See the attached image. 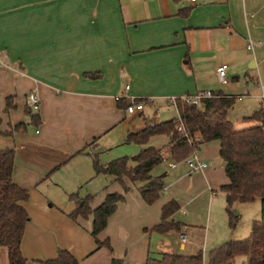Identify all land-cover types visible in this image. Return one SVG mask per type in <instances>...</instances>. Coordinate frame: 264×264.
I'll return each instance as SVG.
<instances>
[{
	"label": "crops",
	"instance_id": "crops-1",
	"mask_svg": "<svg viewBox=\"0 0 264 264\" xmlns=\"http://www.w3.org/2000/svg\"><path fill=\"white\" fill-rule=\"evenodd\" d=\"M247 40L250 48H246ZM219 63L226 65V83L215 78ZM261 88L264 0H0V148L14 149L11 178L28 191L22 202L28 219L19 244L26 264L54 257L58 248L67 249L77 264H92L96 255L100 264H108L111 256L121 264H144L148 255L200 249L187 234L202 222L208 224L215 197L209 170L200 173L204 177L200 186L186 187L185 197L172 193L159 205L160 209L167 199L178 204L167 217L182 224L177 235L150 230L159 220V211L152 219L146 217L148 221L143 215L146 205L155 200L145 203L138 186H128L97 233L99 239L108 238L109 250L95 247L89 233L90 215L75 220L67 215L75 206V202L69 204L68 194L94 176L105 175L93 174L90 155L77 150L91 143L86 150L98 152L99 161L106 162L100 150L108 148L113 138L126 143L125 133L141 128L146 119L166 118L158 112L162 107L175 111L174 98L219 90L234 100L244 99L254 110L263 101ZM29 90L39 100L33 110L37 122L3 135L13 123L28 122L23 98ZM7 96L13 106L5 110ZM130 98L141 99L142 106L128 113L118 100ZM175 116L176 111L170 118ZM157 135L163 134L151 135L138 145L162 146L168 139L165 135L160 145L147 144ZM170 161L162 160L148 171L164 173L161 191L169 187L165 180L171 184L192 173L182 159L173 166ZM48 185L59 186L66 202L59 206L47 202L48 195L39 186ZM94 199L92 207L101 201ZM135 212L141 229L136 234L117 224L137 216ZM111 224L122 232L119 253L113 250L106 230ZM179 234H184V241ZM6 262L5 250L0 248V264Z\"/></svg>",
	"mask_w": 264,
	"mask_h": 264
},
{
	"label": "trees",
	"instance_id": "trees-1",
	"mask_svg": "<svg viewBox=\"0 0 264 264\" xmlns=\"http://www.w3.org/2000/svg\"><path fill=\"white\" fill-rule=\"evenodd\" d=\"M91 75L90 73H86ZM209 96L199 97L191 103L183 97L173 99L176 116L164 120L146 119L141 128L128 131L124 142L143 144L154 134L167 136V141L160 147L143 146L132 155H122L106 162H100L98 152L80 148L77 152H85L91 157L93 174L111 176V181L120 184L125 192L129 183L142 182L138 193L145 203H151L159 197L164 173L150 175L148 171L162 160L179 161L190 152H195L202 143L217 141V154L226 177V181L218 188L224 193L227 223L232 227L235 216L230 212L235 202H248L259 198V217L250 222L249 233L242 239H228L207 251L206 264H235V257L242 255L244 264H264V100L242 121H250L249 125L234 128L227 117L228 109L234 98L219 90H210ZM188 96V95H186ZM134 98V101H140ZM129 101L118 105L125 107ZM9 96L5 97L4 109L12 107ZM28 122L18 121L2 131L10 136L14 131L24 129L27 123H36L37 114L25 105ZM181 127L175 129V123ZM14 159L12 147L0 148V246L4 247L7 264H26L19 244L23 227L28 214L22 205L28 198V191L12 181L11 169ZM105 189V187H104ZM94 194L87 193L82 197L71 192L68 197L75 201V206L67 215L72 219L87 218L89 215V233L93 237L95 247L104 246L111 249L108 238L99 239L97 233L104 228L108 216L114 211L117 201L123 194L107 191L101 201L90 206ZM178 208L173 199L164 201L159 209V220L149 229L158 233L179 231L181 223L167 217ZM200 249L188 253L161 252L159 257L146 256L144 264H203ZM33 264H77V259L65 248H58L56 255L50 258L33 260ZM108 264H121L119 258L111 256Z\"/></svg>",
	"mask_w": 264,
	"mask_h": 264
},
{
	"label": "rangeland",
	"instance_id": "rangeland-1",
	"mask_svg": "<svg viewBox=\"0 0 264 264\" xmlns=\"http://www.w3.org/2000/svg\"><path fill=\"white\" fill-rule=\"evenodd\" d=\"M254 105V104H253ZM253 106H251L248 102L244 103L243 100H234L233 105L227 111V117L231 121L232 126L234 128H239L242 126V115H247L252 111ZM160 117H166L164 119H168L171 116L175 115V111L172 107H162L159 110ZM161 118V120H164ZM244 125V124H243ZM164 139L163 135H157L149 139L147 144H152L155 146L160 145ZM110 146L104 150H100L101 159L104 161H108L112 158L122 156V155H132L139 151L142 147L134 142L123 143L120 140H116L113 138V142L109 144ZM161 146V145H160ZM196 157L200 158L206 163V167L201 168L198 172H192L190 174H185L182 178L172 182L169 184L168 180H165L163 184H168L167 189L160 192L159 197L152 204L146 205V209L143 215V219L148 221L147 218L152 219L154 213H158L160 203L167 197H172V193L175 195H179V198L185 197L188 192L186 187L188 186H200L204 180V177L200 175V173L204 170H209L211 174L212 186H214L215 197L213 201V205L211 206V210L209 211V219L207 226L202 222L201 226H195L190 233L187 234L188 238L191 235V239L196 242L198 248L202 251L203 261L206 262L207 251L213 246L222 243L227 239H242L246 237L249 233L250 222L254 219H258L259 217V198H255L248 202H235L230 210L231 214L235 216V223L232 227L228 226L227 223V214L224 209V193L221 191L217 184H221L226 181V177L223 173L222 163L217 154L216 142L215 140L207 141L202 143L199 146V149L195 151ZM167 164L166 161L162 162V165L165 167ZM181 166V165H180ZM157 167L153 168V172H155ZM111 177L109 175H96L92 178V180L86 186H79L74 190L77 192V196H83L87 192H91L94 194V200L100 201L102 199V194L104 190L106 191H117L121 192L123 195L126 192H123L120 184L115 181H111ZM111 181V182H110ZM216 183V184H215ZM120 186V187H119ZM128 186H139L136 184H129ZM105 187V189H104ZM40 190L44 191L47 196L46 201L51 202L53 206L62 205L63 201L66 202V195L61 190L59 186H39ZM42 191V193H44ZM72 191V192H74ZM133 191V188L130 189ZM128 191V192H130ZM71 193V192H70ZM171 193V194H170ZM69 204H73L75 201L72 199H68ZM219 203V204H218ZM94 205V204H93ZM145 206V205H144ZM61 207V206H60ZM134 211L137 209L133 207ZM132 208V209H133ZM130 209V208H129ZM180 212V210H178ZM235 212V213H234ZM136 213V212H135ZM137 214V213H136ZM147 217V218H146ZM91 218V217H90ZM125 219V218H124ZM122 222H118L117 224L124 227L126 225V231H130L134 234L137 232H141L139 225V215L137 216H128L126 220H121ZM111 233V243L113 245V250L116 253H119L121 244L123 240L120 238V234L122 232L116 231V225H109L106 229ZM124 230V228L122 229ZM125 231V230H124ZM175 235L180 233L179 231H174ZM105 231H103V234ZM102 234V233H101ZM171 235H174L172 233ZM152 242L153 239L151 240ZM1 250L4 251V247L0 246ZM96 260L92 261V264H100L101 258L96 255ZM87 262V261H86ZM86 262L81 264H87ZM244 262V257L242 255H238L235 257L236 264H242ZM7 264V262H6Z\"/></svg>",
	"mask_w": 264,
	"mask_h": 264
},
{
	"label": "built area",
	"instance_id": "built-area-1",
	"mask_svg": "<svg viewBox=\"0 0 264 264\" xmlns=\"http://www.w3.org/2000/svg\"><path fill=\"white\" fill-rule=\"evenodd\" d=\"M187 1L190 3H193L196 0H187ZM250 47H251V41L247 40L246 48H250ZM225 68H226V65L224 63H219L215 66V70H214L215 78L219 83L227 82V79L225 77ZM210 94H211L210 90H204V91L192 94V95H188V96L184 95L182 97L191 103H196L199 97L209 96ZM259 95L264 100V89L263 88H261ZM23 99H24V104L27 105L31 110L37 109L39 100H38L36 93L33 90L27 91ZM141 106H142V103L140 101H134V98H130L128 104H126V106L124 107V110L129 113V112L140 109ZM180 127H181V124L179 122H176L175 129L179 130ZM182 162L184 163L187 172H195L206 166V163L203 160L196 157L195 152H190L188 155H186L182 159ZM174 164H175V161L173 160L169 162L170 166H173ZM178 238L180 241L185 240L184 234H179Z\"/></svg>",
	"mask_w": 264,
	"mask_h": 264
},
{
	"label": "water",
	"instance_id": "water-1",
	"mask_svg": "<svg viewBox=\"0 0 264 264\" xmlns=\"http://www.w3.org/2000/svg\"><path fill=\"white\" fill-rule=\"evenodd\" d=\"M223 164V161L221 162ZM235 213V212H234Z\"/></svg>",
	"mask_w": 264,
	"mask_h": 264
}]
</instances>
